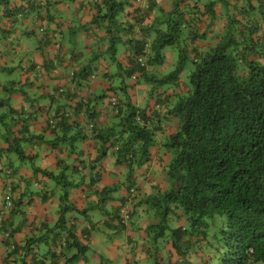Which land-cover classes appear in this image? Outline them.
Returning <instances> with one entry per match:
<instances>
[{
  "label": "crops",
  "instance_id": "1",
  "mask_svg": "<svg viewBox=\"0 0 264 264\" xmlns=\"http://www.w3.org/2000/svg\"><path fill=\"white\" fill-rule=\"evenodd\" d=\"M13 1L12 6L16 8L22 6L21 10L12 14L0 11V73L5 74L3 82L0 81V90L9 97L13 108L11 115L5 112L6 108L2 110L8 117L5 123H2L4 140L0 139V148L7 149L5 140L7 137L11 150L20 145L24 153L30 157L29 160L34 161L35 164H28V159L18 157L19 161L13 160L14 157L11 156L13 150L6 157L8 162L2 160L3 157L0 158V264H93L94 258H98L97 264H197L198 262L206 264L207 257L205 258L207 261L202 259V254L205 252L194 255L178 254L169 237L162 247L161 245L151 247L152 241L149 237L152 233L146 230L147 222L144 218L137 220L139 216H136L135 212H139L138 208L143 207L142 212L147 215L149 212L147 205L140 204V200L159 189L167 188V181L163 179V185L144 183L133 192L135 182L141 176L148 174L149 168L161 173L162 168L166 166L168 156L160 147L152 148L151 161L147 163L149 164L147 167L145 165L139 169L141 174H134L132 180L127 177V184H120L112 192H103V188L112 187L110 176L105 174L108 170L105 162L107 156L112 155L110 161L115 173H118L117 177L119 174H121L120 178L125 176L124 166L114 160L113 147H107L103 151V157L97 161L96 171L100 173L98 174L100 181L94 183L96 174L92 166L99 152V143L90 137L91 126L88 125L85 115L83 113L79 115L74 107L76 102L83 99L93 101L97 105L98 121L101 125L110 127L116 122V109L112 99L115 96L118 99L122 97L117 91L122 88L119 83L124 69L128 66V57L131 55L129 44L124 42L123 54L111 58L108 51L111 33L106 29L104 21L94 22L98 13L95 0H34L33 5H36L34 9L28 8L30 3H26L27 0ZM131 1L129 0V3ZM208 1L181 0L183 18L193 19L192 26L185 30L184 36L187 41H191L189 51L194 50L195 46L204 51L213 47L226 32V21L236 16L239 6L243 4V0H217L213 11L211 8L209 11L206 6ZM247 1L256 8L264 5V1L260 0ZM175 3L176 0H153V7L148 9L143 8L144 6L139 3L128 4L119 18L129 23L134 22L136 30L142 25L167 27L166 22L171 16L169 12L175 7ZM150 4H152L151 0H149ZM137 7H142L141 11L136 10ZM157 9L164 11L163 17L157 15ZM140 12L145 16L142 25L135 22L140 18L137 17ZM239 18L243 19L242 16ZM192 31L196 32L194 34L196 38L191 37ZM75 33L79 36L71 42L73 44L71 49L67 45L70 42L67 41H72L71 36ZM257 35L262 34L260 32ZM81 46L90 57L89 64L85 62L82 65L75 60L77 58L73 59V52ZM92 52L96 55L92 56ZM97 52L102 54L101 60L92 62L93 57L98 58ZM105 54L108 55L107 60L104 58ZM151 70L155 69L151 67ZM134 74L136 77L132 79L138 84L135 86L139 87L133 86L132 92L128 87L126 88L129 99L131 98L139 107L154 111V115L155 109L161 111L160 115H166L168 107L157 108L158 103L151 96V91L145 96L140 90V79L143 76ZM91 75L94 76L91 78ZM179 81L181 82V79ZM183 85L181 82L179 91L183 90ZM7 89H10L8 90L10 92ZM156 91L165 92L163 88ZM169 92L172 93L171 88ZM63 113L71 116L72 127L68 136L81 132L84 128L86 137L74 139L70 146L62 140L54 146L46 141L55 137L49 126V118L51 120L53 115ZM8 118L9 120L6 121ZM165 120L168 121L171 130L175 129L177 123L175 118L167 117ZM25 121L27 130L24 129ZM75 122L78 124V129ZM27 132L35 134L41 132L46 139L39 143L37 141L33 144L27 143L23 140L28 135ZM164 136L165 134L162 135ZM157 138L158 142L162 139L160 136ZM86 150L89 153H86ZM70 161H73V166ZM9 166L12 173L5 176L3 168H7V171L10 169ZM40 168L53 171L57 175L65 173L66 179L79 183L69 190L68 203L73 207L65 213L62 227L56 225L61 210L62 185L43 170L38 171ZM10 193L14 200L11 207L7 204ZM109 201L112 202V210L106 207ZM119 207L129 211V219L125 221L121 218L122 224L117 222L109 224L107 220H112L110 213L119 210ZM103 208L108 211L99 221L93 217V213L98 209L103 211ZM113 219L115 220L114 216ZM147 221L150 220L147 218ZM90 223L94 227H91ZM174 224V227L182 226V229H186L182 218ZM68 229L73 230L75 238L82 240L88 246L87 252L74 259L70 258L78 253V249L70 246L67 240ZM9 230L11 236L6 239V231ZM187 234V244H190L192 237L188 232ZM42 240L45 241L46 246L40 244ZM158 240H155L156 243ZM13 245L20 246V249L10 255ZM90 249L93 254L89 252Z\"/></svg>",
  "mask_w": 264,
  "mask_h": 264
},
{
  "label": "trees",
  "instance_id": "2",
  "mask_svg": "<svg viewBox=\"0 0 264 264\" xmlns=\"http://www.w3.org/2000/svg\"><path fill=\"white\" fill-rule=\"evenodd\" d=\"M35 1L27 0L26 3H30L29 9L36 8L33 5ZM151 1L149 5L148 0L150 8L153 7ZM216 1L209 0L206 3L209 11L210 8L213 11ZM13 2L0 0V11L12 14L21 10L22 6L16 8L12 6ZM95 2L98 13L94 22L104 21L106 29L111 33L108 48L111 58L117 57V41L127 42L131 55L124 69L125 76L130 77L134 73L143 76L152 85L151 96L161 107H168V112L160 115L161 111L155 109L154 115V111L134 104L129 94L125 93L114 103L116 122L110 127H104L98 121L96 103L86 99L76 102L75 112L85 115L91 126L90 137L99 143V152L92 166L96 174L94 183L100 181V173L96 171L97 161L103 157L107 147H113L114 160L126 165L128 177L132 180L135 171L151 161V150L158 146L168 156L165 166L167 188L159 189L139 202L154 208L160 216L157 225L148 226L149 233H153L156 228L153 236L158 239L168 230L175 251L185 254V250L193 243L201 241L197 239L199 236H196L195 227L203 232L200 227L204 223L203 217L221 213L225 216V227L221 230L225 245L221 264H264V10L260 11L264 5L259 6L258 11L251 2L243 0L238 8V14L243 19L232 17L235 19L232 24L237 21L241 23L237 29H229L221 40L205 51L198 46L194 47L195 51H189L182 47L181 39L185 36V30L192 26L193 19L183 18L181 0H176L175 7L169 12L171 16L166 22V29L142 25L145 16L140 12L137 16L140 18L135 20L136 24L142 25L139 30L134 28V22L119 18L128 4L137 5L135 0L130 3L129 0ZM141 9L137 7L136 10ZM173 15L177 17L173 18ZM152 30L155 31L154 39H150ZM260 32L262 35L258 36ZM195 33L192 31L191 37L196 38ZM183 39L187 41L186 37ZM146 43H150V51L141 64L137 57L143 54ZM167 46H179L180 57L176 67L159 78L151 66L159 67L164 63L166 56L163 50ZM187 52L192 56L189 84L180 78ZM125 76L122 74L119 83L124 89L127 88V84H124ZM180 79L184 84L181 91L178 90L181 87ZM167 85H170L172 93L169 88H164ZM160 86L165 92L156 91ZM4 108L10 111L13 109L9 97L0 99L1 123H5L6 119V114L2 112ZM138 117L143 120L142 123L138 122ZM167 117L176 119L175 129H170L165 120ZM70 119L67 113L53 115L51 120L49 118V126L55 137L46 141L54 146L61 140L72 145L74 139L86 137L84 128L68 136L72 127ZM75 126L78 129L77 122ZM27 128L26 125L24 129ZM27 133L23 139L27 143H39L46 139L41 132ZM157 136L162 138L159 142ZM8 139L5 138L7 149L0 148L2 160L8 162L6 157L12 150L19 159H30L20 145L11 150ZM3 169L5 176L12 173L11 167L7 171V168ZM40 170L62 185L61 210L56 223L62 227L65 213L73 207L68 205L69 190L79 183L66 179L65 173L57 175L47 169ZM113 190V187L103 188V192ZM133 190L136 192L138 188L134 187ZM10 194L13 206V195ZM122 208L110 213V217L113 219L114 216L118 224H122L118 215ZM169 215L173 216L174 221L182 218L190 222L194 230L190 244H187L186 229H182V226H168ZM73 233V230L68 229L67 240L70 246L78 249V253L70 259L88 250V246L76 239ZM6 234V239H9L10 230ZM28 245H25V249ZM19 247L13 245L10 255L17 253Z\"/></svg>",
  "mask_w": 264,
  "mask_h": 264
},
{
  "label": "rangeland",
  "instance_id": "3",
  "mask_svg": "<svg viewBox=\"0 0 264 264\" xmlns=\"http://www.w3.org/2000/svg\"><path fill=\"white\" fill-rule=\"evenodd\" d=\"M24 1V0H23ZM261 2L264 1V0H260ZM158 11L156 12L158 16L160 17H163L164 16V11L163 10H159L157 9ZM257 10L259 11V7H257ZM263 11L264 9H260V11ZM67 12V10H66ZM65 12V14H66ZM236 16H238L237 18H239L240 14H236ZM177 16L176 15H173V18H176ZM19 19H21V17H19ZM229 18L226 22V32L223 33V36L225 35V33L227 34L228 30L230 29L231 31H234L235 29L238 28V26L241 24L240 22H235L234 24H232V22L235 20ZM240 19V18H239ZM254 24V23H253ZM162 28L166 29V25H161ZM70 35V34H69ZM79 35L78 34H73L72 37V41H67V42H70L68 43V47L72 49L73 47V44L71 42H74L75 38L78 37ZM151 39H154L155 38V31L152 30L151 31ZM184 38V37H183ZM181 39V45L183 48H185L186 50L189 48V46L191 45V41H186L184 39ZM125 43L120 40V41H117V56H121L123 54V51L125 49ZM178 47L179 46H167L164 48L163 50V54L166 56L165 60H164V63L162 64V66L160 67L161 69H159V67L157 66H151L153 67L155 70L153 71V73H157V76L159 78L163 77L165 74L169 73L170 71H172L175 67H176V64H177V61H178V58L180 57V54H179V50H178ZM87 52V51H86ZM74 56H73V59L77 60L78 63L80 64H84L85 62L87 63L89 60H90V57H88L87 53H85V48H83V46L81 47H78V50H75L73 52ZM92 56H95L96 53L92 52L91 53ZM98 54V52H97ZM98 58L96 59V57H93V60L92 62H95L96 60L100 61L101 60V57H102V54H98L97 56ZM107 57L108 55L105 54L104 55V58H106L107 60ZM192 56L190 55V53L187 52V58H186V64H185V67H184V70L183 72L181 73V79L182 81L186 82L187 84H189L188 82V74H189V71L190 69L192 68ZM90 62H88L89 64ZM160 71V72H159ZM123 75L125 76L124 72H123ZM5 78V74L4 73H0V81L3 82ZM140 83H141V87H140V90L142 92L145 93V96L147 95L148 96V92L151 91V83H149L148 81H146L145 78H141L140 79ZM124 84H127V87H128V90L130 92H132L134 90V87H139V86H135V85H138L136 82H134V80L132 79V77H128V76H125L124 77ZM134 86V87H133ZM161 86H164V85H161ZM160 86V88H161ZM123 88V87H122ZM119 89L117 92L119 93V95H121L122 97L124 96V94L127 92L125 90L127 89ZM143 90H142V89ZM165 89H168L170 88V85H167L164 87ZM5 92L1 91L0 90V99L1 98H4L6 97V95H4ZM30 104V102H28ZM143 105V104H142ZM5 112H7V114L11 115V111L10 109H6ZM6 114V113H5ZM6 114V117H8V115ZM9 118L6 120L8 121ZM0 131V139L4 140V126L3 124L0 122V129H2ZM68 146H70V144L68 143ZM86 153H89L88 150L85 151ZM11 156L14 157V159H16V161H19L17 159L18 155L15 154V152H11ZM89 156V155H88ZM112 156V155H111ZM111 156H107L106 158V163H107V168L108 170L105 172V174H108L111 178V181H112V187L113 188H117L118 186H120V184H127L128 182V170H126V166L124 163H121L123 166H124V169H125V176L123 178H120L121 174H119V176L117 177L118 173H115V170L113 169V166L111 165V161L110 159L112 158ZM105 160V159H104ZM28 164H35V162L31 161V160H27ZM71 165L73 166V161H70ZM149 164L146 165V167L148 166ZM36 167V166H34ZM142 168V167H141ZM139 168V169H141ZM139 169H137L135 171V174L138 175L141 174ZM166 167L164 166V168H162V170L160 171L161 173H159L156 169L154 170L153 168L152 169H148V174H145L143 176H141V178H138L137 182H135V187H140V186H143L144 183L147 185V183L150 185V183H157V184H160L163 185L164 183H162L163 179H167L166 177ZM128 177V178H127ZM65 204H67L66 201H64ZM62 201V203H64ZM68 205H70L68 203ZM112 202L109 201L107 203V208L111 209L112 207ZM148 207V206H147ZM143 208V207H142ZM142 208H138L139 209V212H135V214H137L136 216H139V218H137L138 221H140L141 219L144 218V220L147 222L146 225H147V228L146 230H149L148 229V226L151 225V224H155L157 225L159 222H160V216L156 213V210L154 208H148L149 209V212H148V215L144 212H142ZM72 210V209H71ZM103 211H100L99 209L93 213V217L98 219L99 221H101L102 218H104V213H106L108 210L106 208H103L102 209ZM112 210V209H111ZM69 211V210H68ZM67 211V212H68ZM110 211V210H109ZM124 208H122V211L119 212L120 215H123L125 217V221H127L129 218H128V215L126 214V212H124ZM112 212V211H110ZM77 216L79 215L76 214ZM107 215H109L107 213ZM140 215H142L140 217ZM147 218L150 220V221H147ZM204 219V223L203 225H201V229L203 230V232H199L198 231V227L196 228L195 227V231H196V236L198 235L199 237L197 238L198 240L200 239L201 241L200 242H197V243H193L189 248H187V251L185 250V253H189L190 255H194V253H203V261H207L205 258L207 257L208 261L206 264H221L222 263V255H223V252H224V242H223V236H222V232L221 230L224 229L225 227V216L221 213H215L213 216H210V217H207V216H204L203 217ZM107 222L109 224H115L116 221L114 219H108ZM176 221L173 220V216L172 215H169L167 217V224L169 227H174V223ZM184 224H185V228H186V231L189 233V236L191 237L193 235V229H192V225L190 224L189 221H184ZM90 226L91 227H94L93 224L90 223ZM100 226H103V225H100ZM156 228H154L153 230V233L151 234V241L152 243L150 244L151 247H155V246H159L161 245V247L164 245V242L167 241V238H168V230L165 232L166 234L163 235V236H160V238H158V242L156 243L155 240H157L156 238H154V232H155ZM149 232V231H148ZM45 241L42 240V242H40V244L42 246H46V244H44ZM41 246V247H42ZM99 249H102V248H99ZM89 252L91 254H93L94 252L91 251V249L89 250ZM97 261H98V258H94L92 259V262L93 264H97ZM100 263V260L99 262ZM197 264H203L202 262H198Z\"/></svg>",
  "mask_w": 264,
  "mask_h": 264
},
{
  "label": "built area",
  "instance_id": "4",
  "mask_svg": "<svg viewBox=\"0 0 264 264\" xmlns=\"http://www.w3.org/2000/svg\"><path fill=\"white\" fill-rule=\"evenodd\" d=\"M137 3H139V4H142V6H144L145 7V9H147L149 6H148V0H135ZM150 51V43H146V45H145V49H144V51H143V54L142 55H140L139 57H137V60L138 61H140V63L141 64H143L144 63V60H145V55H146V53H148ZM116 102V97L114 98V103ZM157 108H162L159 104L156 106ZM138 122H140V123H142L143 122V120L140 118V117H138ZM148 124H150V123H148ZM8 172H10V171H8ZM7 199H10V197H9V195H8V197H7ZM8 205H12V202L9 200V202H8ZM125 212V211H124ZM127 214V213H126Z\"/></svg>",
  "mask_w": 264,
  "mask_h": 264
},
{
  "label": "clouds",
  "instance_id": "5",
  "mask_svg": "<svg viewBox=\"0 0 264 264\" xmlns=\"http://www.w3.org/2000/svg\"><path fill=\"white\" fill-rule=\"evenodd\" d=\"M94 76V75H93ZM135 74L134 75H132V78L133 79H135ZM116 97V96H115ZM117 98L118 97H116V100H117ZM112 101H113V104H114V98L112 99ZM117 111V110H116ZM8 200H10V199H8ZM11 202H12V200H11ZM8 204V203H7ZM9 207H11L12 205H8ZM124 210H125V212L127 213V215H128V210L126 209V208H124ZM121 216V218L123 219V220H125V217L123 216V215H120Z\"/></svg>",
  "mask_w": 264,
  "mask_h": 264
}]
</instances>
